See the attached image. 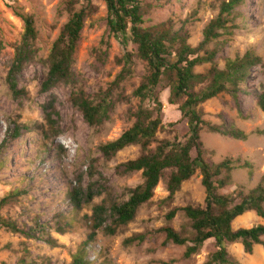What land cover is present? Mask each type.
<instances>
[{"label":"rangeland","instance_id":"1","mask_svg":"<svg viewBox=\"0 0 264 264\" xmlns=\"http://www.w3.org/2000/svg\"><path fill=\"white\" fill-rule=\"evenodd\" d=\"M67 1L0 0V41L3 43L0 50V145L16 125L29 127L19 138L11 139L0 152V199L11 192H20L3 208L2 214L26 229L42 226L36 232L37 238L0 228V264H72L80 248L86 249V259L92 264H206L217 250L214 240L206 241L195 253L187 256L191 242L175 244L167 240L162 230L172 227L188 239L195 236L192 221L184 210L177 211L171 219L167 215L174 208L205 205L207 193L200 171L185 181L170 198L168 169L154 190V196L139 208L133 221L119 227L115 235L107 234L101 228L94 240L87 243L93 231L89 218L93 208L126 201L130 189L144 182L141 171L129 174L118 171L119 165L141 154L140 144L130 145L111 158L103 156L100 146L117 139L134 124L133 114L140 104L134 91L146 72V65L134 56L132 74L111 90L114 107L110 119L101 126L88 125L80 110L73 105L71 95L83 89L91 98L97 99V95L112 88L111 83L121 71L123 64L117 59L127 51L134 53L136 49L132 42L125 45L109 31L105 0H92L98 10L86 18L75 54V83L41 92V83L48 69L40 59L48 57L54 41L69 20ZM141 1L146 6L151 5L144 16V26L169 18L178 21L190 18V42L194 46L203 39V30L218 14L220 3V0ZM82 6V3L78 4L77 10ZM20 15L34 17L38 31V59L19 76V87L25 89V95L15 98L7 82V72L24 32ZM233 16L236 28L221 38L227 42L217 58L219 65L224 67L226 58L242 56L250 49L264 60V0H244L233 11ZM216 44L217 41L210 43L209 48ZM209 67L207 63L196 70L205 72ZM242 89L252 92L240 95L242 115L228 93L200 105L204 119L219 125L232 123L248 134L246 140H239L210 132L207 127L201 131L206 158L216 164L231 158L237 165L233 182L220 190L221 194H232L240 188L248 192L264 175V112L256 99L257 93L264 90V66L259 65L251 71ZM159 91L163 99L164 123L179 121L180 111L168 103L169 88L160 87ZM52 99L60 113L59 135H54L56 129L48 124L43 108ZM168 128L156 134L157 141L152 147L162 139L183 138L188 125L183 120ZM246 160L251 167L241 166ZM94 185L96 191L101 192L89 203L84 202L79 208L74 206L71 191L80 186L87 190ZM258 224H264V220L255 211H248L232 225L238 229ZM59 226H64L65 232H60ZM138 234L144 236L142 241L125 243L127 238ZM48 236L58 245L52 246L46 240ZM227 250L240 264H264L262 244L255 245L252 253H247L241 242L229 243Z\"/></svg>","mask_w":264,"mask_h":264},{"label":"trees","instance_id":"2","mask_svg":"<svg viewBox=\"0 0 264 264\" xmlns=\"http://www.w3.org/2000/svg\"><path fill=\"white\" fill-rule=\"evenodd\" d=\"M244 0H220L219 12L203 30V39L194 46L191 42L189 29L190 18L175 20L169 18L160 23L144 26V16L149 12L151 5H145L141 0H105L108 17L109 31L119 37L127 45L132 42L136 47L135 52L127 51L117 61L122 65L121 71L116 76L107 91L91 98L85 90L80 89L71 95V101L82 113L85 121L90 126H101L110 119L114 107L111 99V90L120 85L133 72L134 56L143 60L146 72L139 86L134 91V96L140 98V104L133 114L134 124L125 130L117 139L100 146L104 157L111 158L117 152L133 144H140L141 154L132 160L118 166L122 174L141 171L144 182L130 189V197L122 203L111 205L100 204L93 208L89 217L92 221L93 231L89 234L88 242L94 240L97 230L104 229L107 234L115 235L119 227L133 221L139 208L154 196V190L169 169L167 189L169 197L181 189L182 184L191 179L197 171L202 174V184L206 189L205 205H188L172 209L167 217L173 218L177 211L184 210L192 221L196 234L188 239L172 227H164L167 240L183 245L191 242L187 256L195 253L206 241L214 240L217 250L212 254L206 264H240L230 257L227 245L241 242L247 253H252L257 244L264 245V224L251 228H233V221L248 211H255L264 220V175L258 185L248 192L245 189H236L232 194H221L233 182V171L237 168L234 160L226 158L219 163H214L206 158V149L201 138V131L207 127L210 132L220 133L234 139L246 140L248 134L234 124H213L204 119V111L200 105L222 93L231 95L239 114H243L240 95L250 91L242 89L243 83L251 71L259 66H264L262 56L253 50H247L244 55L236 58H226L224 67L217 61L221 48L227 42L221 40L224 34H231L235 16L233 11ZM82 7L77 10V5ZM67 8L70 12L69 20L62 27L58 38L54 41L46 59H40L48 71L41 83V92H50L61 85H72L76 81L74 72L75 54L86 18L98 10L92 0H68ZM24 21V32L20 43L15 48L12 62L7 72V82L15 98L25 95V89L19 87V76L24 69L37 61L38 48L36 40L38 31L32 15H20ZM231 23V25H230ZM217 41L214 48L210 43ZM220 46H219V45ZM3 43L0 41V50ZM101 56V55H100ZM210 64L205 72H199L197 67ZM160 87L169 88L168 103L175 106L181 113L179 121L164 123L163 99ZM257 104L264 112V90L256 95ZM46 119L51 128L56 129L54 135H59L60 113L54 106V100L43 105ZM53 116H56L53 117ZM186 120L187 133L183 138L176 136L174 140H159L155 147L152 143L160 130L169 129L179 122ZM28 126L16 125L9 137L0 145L2 148L11 139H17ZM242 167H251L245 161ZM100 190L89 187H75L71 191V200L79 208L84 202L92 201ZM20 192H11L0 199V228L20 233L26 237H38L39 229L20 227L12 219L2 214V210ZM110 221V222H109ZM71 224L69 223L68 227ZM65 232L64 226L57 228ZM43 230V229H42ZM41 230V231H42ZM144 236L134 235L125 240L126 244L142 241ZM52 246L58 243L52 237L46 239ZM86 249L80 248L73 257L72 264H92L86 259ZM26 263V259H23Z\"/></svg>","mask_w":264,"mask_h":264},{"label":"bare ground","instance_id":"3","mask_svg":"<svg viewBox=\"0 0 264 264\" xmlns=\"http://www.w3.org/2000/svg\"><path fill=\"white\" fill-rule=\"evenodd\" d=\"M237 219V218H236Z\"/></svg>","mask_w":264,"mask_h":264}]
</instances>
